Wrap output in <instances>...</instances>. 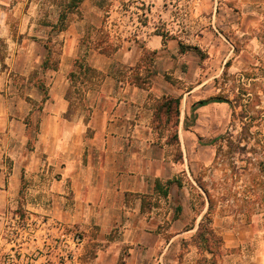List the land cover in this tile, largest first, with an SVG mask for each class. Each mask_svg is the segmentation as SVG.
Returning <instances> with one entry per match:
<instances>
[{"label": "rangeland", "instance_id": "obj_1", "mask_svg": "<svg viewBox=\"0 0 264 264\" xmlns=\"http://www.w3.org/2000/svg\"><path fill=\"white\" fill-rule=\"evenodd\" d=\"M61 1L0 0V163L3 164L0 173H5L0 174V264H102L98 257L104 244L97 233L85 231L74 217L61 212L59 204L67 196L57 191L54 184L58 174L49 171V155L36 145L40 115L37 109L31 113L33 104L26 101L31 98L40 102L42 94L33 85L40 79L50 80L41 74V64L47 54L44 47L48 44L57 52L63 39L50 33L51 28L44 24L55 22ZM191 1L98 0L104 9V26L96 33L91 25H86L85 40H91L92 48L102 41L101 47L109 48L114 54L115 48L127 42L140 44L143 34L139 30L146 26V32L163 33L167 44L172 39L178 40L183 44V53L186 49L191 51L190 47L201 51V57L194 51L187 53L198 60L199 67L191 72L185 69L184 62H194L192 57L176 62L179 80H203L218 75L215 79L218 83L207 90L213 95L224 92L227 96L233 86L241 87L242 83L248 84L247 80H254L255 91L264 102V6L258 10L256 21H246L254 26L242 40L238 37L239 22L234 18L228 22L232 23L230 28L222 29L220 23L224 22H214L236 45L235 56L228 61L230 67L222 70L227 50H223L212 33L213 22L201 21L196 14L200 6ZM85 12L83 7L78 11L79 15ZM201 12L209 18V10L198 14ZM201 29L205 34L200 33ZM53 57L56 59V55ZM153 66V54L145 51L136 67L122 69L116 64L115 68L124 73L123 80H132L135 74L143 79L148 77ZM175 71L168 76L169 80H178ZM35 72L40 75L33 78ZM74 92L75 100L78 96ZM77 109L72 117H87L86 112ZM213 114L209 132L204 126L197 132L199 137L204 136L203 142H199L200 151L195 148L187 153L189 171L177 176V180L190 203L189 227L197 217H200L199 224L205 220L209 209L199 183L210 193L213 208L209 229L215 236L212 239L205 233L204 241L197 236V228L195 233L179 239L173 244L170 264H263L260 257L264 250V174L259 172L260 150L255 149L253 141L250 144L243 141L245 135L240 127L231 126L230 109L224 122L220 110ZM228 140L235 146H247L246 151L236 149V154L228 153ZM166 142L171 158L177 159V145L170 139ZM17 163H21L23 178L15 191L8 179ZM8 189L10 193L5 195ZM152 203L162 218L169 213L168 207L175 210L179 205V194L171 201L157 199ZM167 231L165 223L161 233L169 240L171 233Z\"/></svg>", "mask_w": 264, "mask_h": 264}, {"label": "crops", "instance_id": "obj_2", "mask_svg": "<svg viewBox=\"0 0 264 264\" xmlns=\"http://www.w3.org/2000/svg\"><path fill=\"white\" fill-rule=\"evenodd\" d=\"M191 2L200 6L196 14L201 21L208 20L212 24L224 22L220 24L225 29L232 26V23H228L231 19L237 20L241 40L249 35L254 26L246 21H256L259 18L258 10L264 6V0ZM81 7L86 10L85 14L71 15L68 29L56 33L63 39V51L59 69L43 74L50 79L46 80L50 99L39 113L36 145L49 155V171L58 174L54 184L57 191L67 196L59 204L61 212L67 217H74L85 231H95L104 244L98 257L102 264H119L120 261L123 264H170L173 244L195 233L200 217L189 227L188 217L192 214L190 203L184 187L177 184L170 188L169 197L161 200L168 202L179 194V205L175 210L168 207L166 212L169 213L162 218L156 206L143 212L142 200L138 197L154 196L157 181L165 183L178 179L177 176L189 171L187 153L195 148L200 151L199 142L202 143L204 138L197 135L199 128L204 126L209 132L214 121L213 113L219 110L224 122L230 107L226 103L215 102L200 106L201 100L213 95L207 89L219 76L203 80H179L180 76L175 71L176 62L192 57L187 55L191 51L197 52L191 48V51L186 49V53H183V44L178 40L172 39L167 44L163 33L146 32V26H142L144 30H139L143 34L140 44L127 42L112 56L93 48L87 49L83 43L87 32L85 26L91 25L92 31L101 29L105 15L98 0H84ZM57 8V18L55 22H49L51 24H55L61 14V7ZM207 10L209 18L204 12L198 14ZM213 26L212 33L223 45V50H227V58L222 66L224 70L228 61L235 56L236 45L216 24ZM205 32L201 29L200 33ZM219 46L216 47L220 49ZM145 51L155 58V66L146 85L142 84L145 80H123L120 76L122 71L116 69L115 65L122 69L136 67ZM84 56L91 67L105 74V79L87 92V102L91 108L89 119L82 115L68 118L67 75L73 69L74 61ZM192 58L194 62H184L188 72L199 67L197 58ZM174 71L178 80H169L168 76ZM169 98L181 99L176 130L182 161L171 158L168 151V128L173 129V124L168 123L167 119H157L158 106ZM0 167H3L2 163ZM0 174L5 173L2 171ZM22 177L23 168L21 163H17L8 179L12 190L16 191ZM10 190H5L4 194L9 195ZM178 207L182 209L179 214ZM165 223L167 232L171 233L169 240L164 239L161 233ZM229 245L227 247H231ZM260 260L264 264V250Z\"/></svg>", "mask_w": 264, "mask_h": 264}, {"label": "trees", "instance_id": "obj_3", "mask_svg": "<svg viewBox=\"0 0 264 264\" xmlns=\"http://www.w3.org/2000/svg\"><path fill=\"white\" fill-rule=\"evenodd\" d=\"M84 0H62L60 2L61 7V14L59 16L58 21L55 24L47 23L44 24L46 27H51L50 33H61L65 32L68 29L70 20L69 17L75 13H78L80 10L81 3ZM101 29H94L96 33L101 32ZM51 36V35H50ZM83 43L85 44L87 49H91V40H83ZM103 44L102 41H100L97 46L93 49L100 51L102 54H105L107 56H112L113 53L110 52L109 48H102L101 45ZM1 45V44H0ZM47 54L41 64V70L42 74H45L48 71H57L60 66L61 62V56H62V43L60 45V50L57 52H54L52 47L48 44L45 45ZM192 48V47H190ZM119 48H115L114 53ZM197 54L201 57V51L199 48L193 47ZM54 55H56V59H54ZM230 67V62L226 64L225 69H228ZM132 70V68H131ZM133 71V70H132ZM152 72H150L148 77H145L144 79L139 76V74H135L132 80H145L142 84L146 85V80H149ZM40 73L35 72L33 74V78L38 77ZM226 76V72L224 74ZM120 76L123 77L124 73H120ZM105 79V74L100 72L97 69H94L89 65L87 62L86 57H79L74 61L73 69L69 72L67 75V80H69V89L66 94V99L70 103V110L69 114L67 115L68 118H70L74 110H76L78 107L83 112L87 113V118L89 119L91 114V108L88 105L87 102V92L91 89V87L98 86L100 83ZM123 79V78H122ZM129 80V79H128ZM248 84H240L241 87L233 86L230 90V96L224 94V92H219L216 95H213L205 100H201L199 102L200 106H205L208 103H226L230 107L231 111V126L232 127H240L242 130V133L245 135L243 138V141H246L247 144H250L252 141L256 145L255 149H258L259 155H261L262 161L259 163V172L264 174V102L262 100V97L255 91L256 83L253 82L254 80H247ZM216 83H218V80H216ZM141 84V85H142ZM35 88L39 89L42 94V99L40 102H35L31 98H26V101L33 104V111H38V113H41L43 110V106L45 103L50 99L49 95V88L46 84L45 80L40 79L38 83H35L33 85ZM247 86V87H245ZM72 90H75L74 94H76L78 97L73 98L72 96ZM180 104L181 99L180 98H169L163 100L160 105L158 106V120L164 121L167 119L168 123L173 124L172 127L168 128V139L172 142V144L177 145V152H179V156L176 159V161H182V152L180 149V143H179V135L176 130V127L179 123V116H180ZM78 110V109H77ZM160 114V115H159ZM27 127H29V124L26 123ZM39 129V122L37 126V132ZM255 130V132H253ZM164 134V133H163ZM161 135V133H160ZM161 138V136H160ZM225 138H222L224 140ZM228 146V153L230 154H236V149L245 152L247 146H235L230 140L227 142ZM241 145V144H240ZM255 149H252L251 151L256 152ZM23 178V177H22ZM177 184L179 187H182L181 183L178 182L177 178H174L172 180H169L165 183H162L160 181H157L155 184V195L154 196H142L138 197L142 200V211L145 212L147 209H151L154 206H156L155 203H152L154 199L157 197L158 199L164 198L167 199L169 197V191L172 185ZM200 188L204 191L205 196L209 202V209L206 214L205 220L201 221L197 230V236L202 238L204 241L207 239L206 234L207 233L212 239H214V232L209 229L210 224H212V220L209 218L212 212L213 208V201L210 193L204 188L202 184H200ZM205 204V202H204ZM182 209L181 207H178L177 212L178 214L181 213ZM178 214L175 216V219H177ZM211 239V240H212ZM210 241V240H209ZM219 242V241H218Z\"/></svg>", "mask_w": 264, "mask_h": 264}]
</instances>
